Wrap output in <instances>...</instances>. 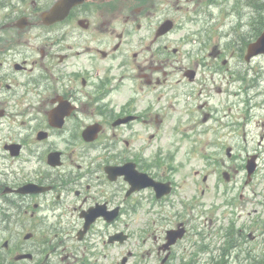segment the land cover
Masks as SVG:
<instances>
[{
  "label": "flooded vegetation",
  "instance_id": "flooded-vegetation-1",
  "mask_svg": "<svg viewBox=\"0 0 264 264\" xmlns=\"http://www.w3.org/2000/svg\"><path fill=\"white\" fill-rule=\"evenodd\" d=\"M2 1L0 264H88L89 246L100 242L122 264L125 243L109 237L125 231L130 239L137 227L143 243L127 251L130 260L171 262L178 244L165 246L169 228L165 234L151 232L171 220V194L159 197L153 187L129 191L120 173V166L131 161L141 173L171 182L173 191L169 166L146 160L143 153L128 160L123 150L144 149L143 142L135 144L141 138L136 126L160 127L164 117L177 113L226 119L218 120V128L235 132L230 101L218 94H230L237 77L245 81L240 97L248 101V72H260L261 63L246 61L245 42L232 38L220 44L210 30L198 42L188 41L191 31L185 25L203 17L204 5L212 0ZM106 59L108 67L95 64ZM120 66L131 70V89L117 71ZM263 78L260 73L255 84ZM194 93L198 100L191 106ZM243 118L245 128L248 117ZM94 123L101 129L89 141L85 129ZM107 129L111 140L101 146L97 142ZM263 141L264 133L256 150L264 151ZM228 144L215 146L234 149ZM27 184H33L31 190L18 191ZM91 209L101 215L84 231ZM180 223L187 226L182 221L175 227Z\"/></svg>",
  "mask_w": 264,
  "mask_h": 264
},
{
  "label": "rangeland",
  "instance_id": "rangeland-1",
  "mask_svg": "<svg viewBox=\"0 0 264 264\" xmlns=\"http://www.w3.org/2000/svg\"><path fill=\"white\" fill-rule=\"evenodd\" d=\"M236 1L220 0V5L210 8L215 14L214 19L210 15L208 18L204 16L192 23L188 22L184 30H193L197 32L196 36H199L205 28L210 30L214 37L217 36L216 31H219L220 42H225L231 36L237 41L242 36L251 34L252 26L257 25L260 20V14L264 17V11L259 9L264 0H240L238 4ZM3 2L0 0V16L5 14ZM253 2H256L255 6H252ZM236 13H242V19ZM254 17L257 18L254 24H251L250 21ZM96 44L95 41L92 42V46ZM256 62L261 63L258 66H261L260 72L264 74V56L258 57ZM96 63L105 68L109 66L110 60ZM117 71L125 76L124 82L131 89L134 81L130 76V69L120 66ZM257 71L258 69L253 68L248 72L247 84L253 88L250 90L249 87L248 101L241 99L245 81L241 83L237 77L235 82L229 85L230 94H218L221 100L227 98L230 101L229 117L236 124L235 132L225 134L218 128V120L226 122V119L205 121L201 112H196V115L194 112L177 113L175 116L164 117L160 127L143 129L141 125L136 126L141 138L135 141V144L143 142L144 149L123 150V156L128 160L143 153L142 158L169 166L168 175L175 183L167 208L171 220H163V225L156 224L151 231L152 236L165 234L168 228L175 227L182 221L187 223L188 232L176 247L177 257L166 264H255L254 260L258 264H264V151L256 150L264 133V78L260 81L261 85L256 87L252 80ZM175 78L176 76L171 77V82H174ZM225 84L226 82L221 85L222 89L226 88ZM180 89V93L184 92L182 86ZM200 97L206 98V91ZM197 100L198 96L194 93L188 102L191 106H196ZM243 117H248L245 128L241 126ZM154 132L157 136L150 139L149 135ZM110 133L107 129L97 143H102V146L107 139L110 141ZM227 140L228 146L234 147L231 157L225 147H220L219 150L215 146V143ZM123 145L121 143V146ZM254 153L260 154L259 166L253 179L246 182L247 169L243 165L246 164L248 156ZM224 171H229V180L224 177ZM155 213L158 211L155 210ZM139 230H142L141 227L131 229L130 233L134 235L125 244L123 255H126L128 250L139 248V244L143 243V239L137 234ZM87 258L88 264H119L121 260L114 251L104 250L102 242L89 246ZM60 264L74 263L65 261ZM130 264L161 262H145L137 258L131 259Z\"/></svg>",
  "mask_w": 264,
  "mask_h": 264
},
{
  "label": "water",
  "instance_id": "water-1",
  "mask_svg": "<svg viewBox=\"0 0 264 264\" xmlns=\"http://www.w3.org/2000/svg\"><path fill=\"white\" fill-rule=\"evenodd\" d=\"M259 53H264V32L262 33V35L255 41L252 42L249 45V54L248 56L251 57L252 55H256ZM94 131V135L96 134L97 131H95L94 127H89L86 130V134L89 132ZM93 136H88L89 138L94 137ZM126 167H128L126 169ZM249 171L250 173H252V171L254 170L255 167V163L253 160H250L249 164ZM123 174L126 175V179H128L130 181L131 184L136 183V182H140L141 184L139 185L140 187H144L147 185H155L157 186L158 184H160V182H156L153 179L147 180L146 178H144L145 182H143L142 179H140L139 177L136 176V174H138V172L136 171L135 167H134V163L130 162L128 164L125 165L124 170L121 171ZM136 181V182H135ZM159 189V188H158ZM169 191L168 188H166L165 190L161 189L159 190V195L162 194V192H167ZM92 217V218H91ZM96 215L91 216V214L88 215V213L86 214V219H87V223H86V227L96 218ZM184 234V230L183 229H179V230H171L169 231V236H170V243H174L178 238L182 237ZM121 234H117L115 235V238L117 236H119ZM127 238V235L123 234L122 239L125 240ZM127 260V258H124V262Z\"/></svg>",
  "mask_w": 264,
  "mask_h": 264
},
{
  "label": "trees",
  "instance_id": "trees-1",
  "mask_svg": "<svg viewBox=\"0 0 264 264\" xmlns=\"http://www.w3.org/2000/svg\"><path fill=\"white\" fill-rule=\"evenodd\" d=\"M260 9H262L264 11V5L260 7ZM258 29V28H256ZM255 261V260H254ZM255 264H258L256 261H255Z\"/></svg>",
  "mask_w": 264,
  "mask_h": 264
}]
</instances>
